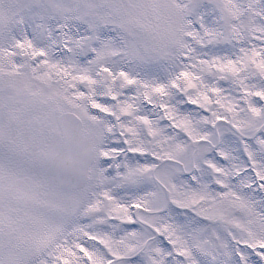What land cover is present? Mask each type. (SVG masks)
Returning a JSON list of instances; mask_svg holds the SVG:
<instances>
[{
    "label": "snow or ice",
    "instance_id": "1",
    "mask_svg": "<svg viewBox=\"0 0 264 264\" xmlns=\"http://www.w3.org/2000/svg\"><path fill=\"white\" fill-rule=\"evenodd\" d=\"M0 264H264V0H0Z\"/></svg>",
    "mask_w": 264,
    "mask_h": 264
}]
</instances>
